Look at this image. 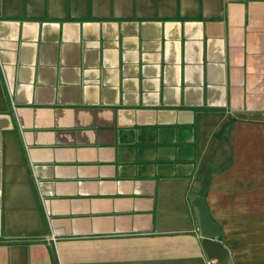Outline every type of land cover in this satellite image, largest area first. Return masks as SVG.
<instances>
[{
    "label": "crops",
    "instance_id": "crops-1",
    "mask_svg": "<svg viewBox=\"0 0 264 264\" xmlns=\"http://www.w3.org/2000/svg\"><path fill=\"white\" fill-rule=\"evenodd\" d=\"M264 264V0H0V264Z\"/></svg>",
    "mask_w": 264,
    "mask_h": 264
},
{
    "label": "water",
    "instance_id": "water-1",
    "mask_svg": "<svg viewBox=\"0 0 264 264\" xmlns=\"http://www.w3.org/2000/svg\"><path fill=\"white\" fill-rule=\"evenodd\" d=\"M192 204L197 209L201 244L207 258L212 264H228L229 251L220 240L216 239L220 234V225L212 219L204 197L196 195L192 199Z\"/></svg>",
    "mask_w": 264,
    "mask_h": 264
},
{
    "label": "built area",
    "instance_id": "built-area-1",
    "mask_svg": "<svg viewBox=\"0 0 264 264\" xmlns=\"http://www.w3.org/2000/svg\"><path fill=\"white\" fill-rule=\"evenodd\" d=\"M196 231H197V232H200L199 227L196 228Z\"/></svg>",
    "mask_w": 264,
    "mask_h": 264
}]
</instances>
